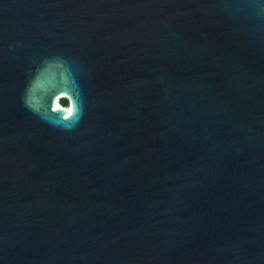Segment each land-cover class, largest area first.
I'll use <instances>...</instances> for the list:
<instances>
[{
  "label": "water",
  "instance_id": "water-1",
  "mask_svg": "<svg viewBox=\"0 0 264 264\" xmlns=\"http://www.w3.org/2000/svg\"><path fill=\"white\" fill-rule=\"evenodd\" d=\"M0 264H264V0H0Z\"/></svg>",
  "mask_w": 264,
  "mask_h": 264
},
{
  "label": "trees",
  "instance_id": "trees-1",
  "mask_svg": "<svg viewBox=\"0 0 264 264\" xmlns=\"http://www.w3.org/2000/svg\"><path fill=\"white\" fill-rule=\"evenodd\" d=\"M64 100H65V99H62V100H61V103L64 105V107H66V105H67V107H68L69 104L66 103ZM59 104H60V100H59ZM61 106H62V105L60 104V107H61Z\"/></svg>",
  "mask_w": 264,
  "mask_h": 264
},
{
  "label": "bare ground",
  "instance_id": "bare-ground-1",
  "mask_svg": "<svg viewBox=\"0 0 264 264\" xmlns=\"http://www.w3.org/2000/svg\"><path fill=\"white\" fill-rule=\"evenodd\" d=\"M64 96H66L65 94H62L61 96H59V97H64ZM59 100H60V98H57L56 99V106H58V107H60L59 106Z\"/></svg>",
  "mask_w": 264,
  "mask_h": 264
},
{
  "label": "rangeland",
  "instance_id": "rangeland-1",
  "mask_svg": "<svg viewBox=\"0 0 264 264\" xmlns=\"http://www.w3.org/2000/svg\"><path fill=\"white\" fill-rule=\"evenodd\" d=\"M60 104L62 105V106H64L62 103H61V100H60ZM60 104H59V106H60ZM66 107H67V105H66ZM69 107V106H68Z\"/></svg>",
  "mask_w": 264,
  "mask_h": 264
},
{
  "label": "flooded vegetation",
  "instance_id": "flooded-vegetation-1",
  "mask_svg": "<svg viewBox=\"0 0 264 264\" xmlns=\"http://www.w3.org/2000/svg\"><path fill=\"white\" fill-rule=\"evenodd\" d=\"M64 101H65L66 103H68V100L65 99Z\"/></svg>",
  "mask_w": 264,
  "mask_h": 264
},
{
  "label": "built area",
  "instance_id": "built-area-1",
  "mask_svg": "<svg viewBox=\"0 0 264 264\" xmlns=\"http://www.w3.org/2000/svg\"><path fill=\"white\" fill-rule=\"evenodd\" d=\"M67 108V107H66Z\"/></svg>",
  "mask_w": 264,
  "mask_h": 264
}]
</instances>
